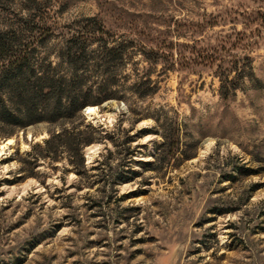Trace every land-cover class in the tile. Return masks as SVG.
<instances>
[{"label": "rangeland", "instance_id": "374dc122", "mask_svg": "<svg viewBox=\"0 0 264 264\" xmlns=\"http://www.w3.org/2000/svg\"><path fill=\"white\" fill-rule=\"evenodd\" d=\"M40 1L55 29L42 51L53 64L93 16L133 40L124 71L149 72L158 90L82 110L102 138L89 157L84 147L81 175L66 157L35 160L58 123L0 136V147L13 138L0 154V264H264V0ZM22 2L0 0V28ZM151 48L175 63L146 61ZM235 54L250 56L252 79L222 98L220 66ZM131 136L133 155L118 153L114 142Z\"/></svg>", "mask_w": 264, "mask_h": 264}, {"label": "trees", "instance_id": "16d2710c", "mask_svg": "<svg viewBox=\"0 0 264 264\" xmlns=\"http://www.w3.org/2000/svg\"><path fill=\"white\" fill-rule=\"evenodd\" d=\"M3 9L0 6V17ZM13 13L14 18L0 28V136H11L17 129L38 122L58 123L59 128L49 132L42 145L36 144L41 151L35 160L66 157L72 169L81 175L85 171L84 147L102 138L96 127L85 123L82 110L117 98L118 93L122 95L125 91L138 97L149 96L158 90L157 81L137 66L125 73L124 65L138 53L131 49L133 40L117 38L93 16L71 30L56 54L58 62L53 64L48 53L42 52L45 40L55 30L47 20L48 6L40 0H24ZM140 54L153 64L163 58L171 66L175 63L174 54L160 48ZM179 55L186 62L193 59L203 62L210 57L201 53L196 54V59ZM252 71L250 56L233 55L227 68L220 66V96L227 98L234 94L243 79H252ZM146 131L141 129L139 133ZM133 140L131 136L120 144L114 142L123 147L117 152L123 149L133 155L134 149H130ZM164 146L165 141L158 143V147ZM177 147L175 141L168 149ZM112 176L115 182L124 179L118 172Z\"/></svg>", "mask_w": 264, "mask_h": 264}, {"label": "bare ground", "instance_id": "6f19581e", "mask_svg": "<svg viewBox=\"0 0 264 264\" xmlns=\"http://www.w3.org/2000/svg\"><path fill=\"white\" fill-rule=\"evenodd\" d=\"M85 112L86 114H88L89 116H92L93 114H96V107L95 106H92V105H88L85 107ZM13 143V138L10 137V138H7L6 140H4L1 144V147H0V154L2 152V149L3 147L9 145V144H12ZM97 147V144H92L90 146H88L86 149H87V156H88V153H91L94 151V149ZM2 148V149H1ZM5 150V149H4ZM89 157V156H88Z\"/></svg>", "mask_w": 264, "mask_h": 264}, {"label": "water", "instance_id": "95a60500", "mask_svg": "<svg viewBox=\"0 0 264 264\" xmlns=\"http://www.w3.org/2000/svg\"><path fill=\"white\" fill-rule=\"evenodd\" d=\"M87 147V146H86ZM84 152V151H83Z\"/></svg>", "mask_w": 264, "mask_h": 264}]
</instances>
